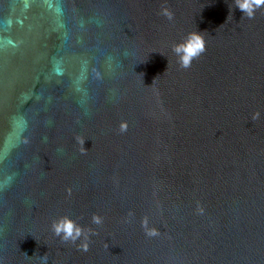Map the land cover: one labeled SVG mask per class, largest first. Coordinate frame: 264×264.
Here are the masks:
<instances>
[{"label":"water","instance_id":"water-1","mask_svg":"<svg viewBox=\"0 0 264 264\" xmlns=\"http://www.w3.org/2000/svg\"><path fill=\"white\" fill-rule=\"evenodd\" d=\"M45 254L264 264V5L0 0V264Z\"/></svg>","mask_w":264,"mask_h":264},{"label":"clouds","instance_id":"clouds-1","mask_svg":"<svg viewBox=\"0 0 264 264\" xmlns=\"http://www.w3.org/2000/svg\"><path fill=\"white\" fill-rule=\"evenodd\" d=\"M262 5H264V0H236V8L240 10L243 15L247 14L249 18L253 16L256 8ZM163 14L169 19L172 18V14L166 9L163 10ZM172 51L178 57L180 66L187 68L194 58L205 51V41L199 33H190L182 43L174 45ZM93 222L99 223L98 218L93 217ZM52 230L56 236L60 237V239L65 242L69 240L75 242L82 235L80 226L67 217L54 221ZM84 249H87L86 244L84 245ZM41 258L44 260V264H47L46 254Z\"/></svg>","mask_w":264,"mask_h":264}]
</instances>
